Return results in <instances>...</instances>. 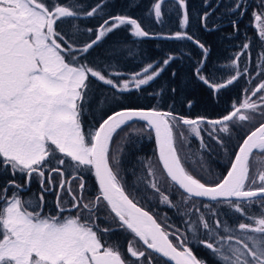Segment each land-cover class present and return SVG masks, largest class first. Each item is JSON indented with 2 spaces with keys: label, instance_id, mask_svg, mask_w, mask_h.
<instances>
[{
  "label": "snow or ice",
  "instance_id": "obj_1",
  "mask_svg": "<svg viewBox=\"0 0 264 264\" xmlns=\"http://www.w3.org/2000/svg\"><path fill=\"white\" fill-rule=\"evenodd\" d=\"M166 2L152 0L145 18L151 21L154 17L155 23L162 24ZM204 3L207 5L208 0ZM255 3L252 21L261 43L259 76L264 75V0ZM135 6V0H130L129 7ZM174 6L179 13L178 30L165 34L149 31L128 14L100 16L107 8L105 0L87 8L81 0H0V177H11L0 186V264H209L194 254L193 243L208 251L211 264H264V166L250 175L254 150L264 153V122L243 137L234 154L228 152L225 137L220 135L230 138L229 123L251 121L254 117L250 113L264 116V95H258L264 93V80L251 89L250 95L234 101L222 117L193 118L173 111L174 105L161 110L130 99L133 90L144 92L142 86L165 71L176 58L173 54L166 55L162 63L147 62L129 74L109 71L111 65L102 67L95 59H88L103 38L127 29L137 38L190 41L201 53L192 70L193 78L214 95L242 77H250L247 67L239 70V61L250 48L247 37L225 66L232 70L229 76L217 80L214 73L206 72L210 49L186 31L190 24L187 0H174ZM246 7L247 0H233L228 10L243 16ZM80 15L99 17L97 26L79 29L69 18ZM210 15L205 11L200 17L206 31L212 30L207 26ZM65 23L70 25V32L63 29ZM231 24L235 34L238 22L232 20ZM84 36L87 39L82 40ZM128 55L133 53L129 50ZM170 91L174 98L178 88ZM257 96L259 102L252 99ZM185 102L189 109L194 106L192 99L185 97ZM85 117L93 123L85 126ZM135 122H144V127H132ZM125 127L129 132L124 140L134 132L145 131L155 139L156 163L143 164L146 174L137 177L132 191L114 170L113 165L120 164L118 157L113 154L110 158L114 137ZM205 132L225 152L230 165L226 174L212 183L193 174L197 169L207 172L202 153L213 149L204 138ZM189 136L199 140V148L181 155L177 140L187 145ZM87 173L94 176L98 186L90 201L82 195L86 188L83 174ZM17 174L25 177L23 184L15 178ZM34 176L41 191L38 198L33 193L25 200L21 191ZM77 180L74 191L72 184ZM162 182L186 194L182 199L185 206L193 201L181 213L187 217L182 221L183 229L158 222L137 199H145L144 194L151 189L159 194L161 203L173 206L161 189ZM46 193H55V214L44 211ZM254 204L260 210L249 215ZM101 205L106 208L102 218L109 227L97 223ZM221 205L246 216L248 222L230 225L218 218ZM66 212L69 214L64 215ZM118 229L132 235L126 251L121 250L119 241H109Z\"/></svg>",
  "mask_w": 264,
  "mask_h": 264
},
{
  "label": "trees",
  "instance_id": "obj_2",
  "mask_svg": "<svg viewBox=\"0 0 264 264\" xmlns=\"http://www.w3.org/2000/svg\"><path fill=\"white\" fill-rule=\"evenodd\" d=\"M83 7L87 8L88 5L98 2V0H81ZM188 11L190 14V24L186 31L192 34L195 38L203 42L206 47L210 49L207 58V73H214L217 80L226 79L231 73V69L225 67L229 64L230 59L235 53L240 51V45L245 41V37L249 39L250 48L247 54L242 56L239 61V70L243 71L245 67L248 68L249 76H244L235 82L233 85L222 89L218 94H212L211 91L195 81L193 78L192 70L196 65L197 60L201 58L200 50L187 40H172V39H144L137 38L130 35L129 30L120 29L116 32L109 34L91 51L89 60L95 59L97 63H100L102 67L111 65L109 71H119L125 74H129L132 71H138L139 67L147 62L155 61L162 63V60L168 54H173L176 58L167 66L164 72L156 78L149 85L142 86L145 89L144 92H137L133 90L130 97L132 102L138 103L143 106L151 107L157 106L161 110H168L169 105H174L173 111L180 115L196 117L207 116L212 119L222 117L231 110V105L234 101H238L243 98L245 94L250 95V91L262 80L264 75H257V55L261 49V43L258 38V34L254 28V22L252 21V12L256 7L255 0H247V7L243 10L245 15L239 16L238 11H229V6L233 4V0H208V4L204 3V0H187ZM107 8L104 9L99 15L107 18L106 13L113 15L128 14L134 18H137L142 26L146 27L151 32L160 33H172L178 30V9L174 6V0H167L164 4L163 23L157 24L153 20H147L146 14L150 8L152 0H135V7H129L130 0H105ZM205 11L211 13L207 18V26L211 31H206L200 25V17ZM79 29L85 30L89 27L95 28L98 24L99 17H85L80 15L78 17L69 18ZM232 20H237L239 31L234 33ZM65 31L70 32V25L65 23L63 25ZM87 39V36L82 37ZM133 53L132 56L128 55V51ZM175 72L176 76L172 77V73ZM127 78V77H126ZM187 85V87H185ZM99 87L107 89L108 86L100 85ZM177 87L178 92L173 98L170 91L171 88ZM248 89V92H245ZM159 92V96L148 95V93ZM128 98L129 94H123ZM260 95V94H258ZM264 95V93H261ZM185 97L194 100V106L189 109L186 106ZM256 97H252V99ZM127 102V99L126 101ZM99 117H97L98 119ZM93 123V121L85 117V126ZM132 127L143 128V122H135ZM229 127L232 129L231 137L226 134H220L225 137V143L229 153L234 154L238 147V144L242 142L246 133L242 131V123H229ZM121 132V133H120ZM129 132V128L125 127L117 132L111 145V155H116L120 161V164L113 165L114 170H118L119 174L123 178L129 191H132L137 177L142 173L146 174L147 169L143 168L144 163L151 162L156 163L154 151H155V139L152 134L151 137L147 132H134L127 140L122 139L125 133ZM120 133V135H119ZM124 134V135H123ZM205 140L208 142L212 151H203L202 156L205 162L207 172L203 169H197L193 172L198 178L203 181L212 183L217 177L222 178L223 174H226L227 168L230 166L227 163V157L225 152L219 149V146L211 141L207 137V133H203ZM180 140H177V148L182 154L195 153L199 148V140L194 136H189L190 143L185 145ZM184 145V148L181 147ZM183 149V151H181ZM253 154H264L260 151H255ZM253 158V156H252ZM251 158V160H252ZM192 170V166H188ZM261 170V165L252 167L250 175H255L256 169ZM70 176V171L68 172ZM86 180V188L83 192V198L86 201H90L95 198L97 194V185L95 178L90 173L83 174ZM58 177V176H57ZM11 177H0V186H3L6 179ZM21 184L25 182V177L17 174L15 177ZM79 183V181H78ZM161 189L170 197V201L173 206L160 202V196L158 193H153L151 189L147 190L145 199H137L142 206H145L151 214L157 218L158 222L162 224H174L175 226L183 229L184 224L182 221L187 219L181 215L185 211L186 207H191L193 201L190 200L188 205L185 206L182 203L183 194L176 188H169L167 183H161ZM258 186V185H257ZM143 188V185H140ZM40 185L38 179L34 176L31 184L22 189L21 196L23 199H29L33 193L37 194V198L40 193ZM8 195H11V190ZM148 197H154L148 199ZM66 198V197H65ZM45 200L47 201L44 211L48 214H55V193H46ZM193 200H202L204 203L209 202L202 198H193ZM245 207L249 206L245 203ZM260 210L259 205H251L248 214H256ZM221 215L218 217L222 220H226L230 225H235L241 220L248 222L246 216H240L237 213L229 212L226 205L220 206ZM69 213H64L68 215ZM72 215L76 214V210H73ZM106 208L104 205L100 206L98 215L101 217L97 223L101 227H109L110 225L102 218L106 215ZM191 237L190 233H186ZM132 240L131 234H125L124 230L118 229L113 231L109 237L110 242H120L121 250L126 251L128 242ZM142 249V245L137 244ZM193 248L194 254L199 258H203L209 261L211 264L212 257L208 251L203 249L202 246H198L193 243L190 245ZM163 259V258H162Z\"/></svg>",
  "mask_w": 264,
  "mask_h": 264
},
{
  "label": "rangeland",
  "instance_id": "obj_3",
  "mask_svg": "<svg viewBox=\"0 0 264 264\" xmlns=\"http://www.w3.org/2000/svg\"><path fill=\"white\" fill-rule=\"evenodd\" d=\"M261 95V94H260ZM254 99V98H253ZM255 100H257V102H259L258 101V96L255 98ZM250 115L251 116H253L254 118L251 120V121H245V122H242V131H244V133H248L249 131H251L253 128H255V127H257L258 125H259V123H261V122H264V116H261L260 115V113L259 112H257V113H250ZM121 133V132H120ZM120 133H119V135H120ZM245 134V135H246ZM124 135V134H123ZM180 142V141H179ZM182 142V141H181ZM183 143V142H182ZM181 147H183L184 148V145H182L181 144ZM181 151H183V149H181ZM181 155H183L182 154V152H181ZM253 156V158H252V160H251V158H250V167L252 168V167H254V166H264V154H253L252 155ZM259 168L260 167H258L257 169H256V172H255V174L256 173H258V171H259ZM261 170H262V167H261ZM70 175H71V172H70ZM58 176V175H57ZM56 176V180L57 181H59V176L57 177ZM79 183H78V180L77 181H75V182H73V184H72V187H73V190L75 191L76 190V188H77V185H78ZM67 198V197H66ZM85 201H86V199H84ZM136 247H138V248H140V246L139 245H136Z\"/></svg>",
  "mask_w": 264,
  "mask_h": 264
},
{
  "label": "water",
  "instance_id": "obj_4",
  "mask_svg": "<svg viewBox=\"0 0 264 264\" xmlns=\"http://www.w3.org/2000/svg\"><path fill=\"white\" fill-rule=\"evenodd\" d=\"M144 39H148V38H144ZM152 39H162V38H152ZM144 123V122H143ZM154 135V134H153ZM255 151V150H254ZM181 191V190H180ZM182 192V191H181ZM205 199V198H202Z\"/></svg>",
  "mask_w": 264,
  "mask_h": 264
}]
</instances>
